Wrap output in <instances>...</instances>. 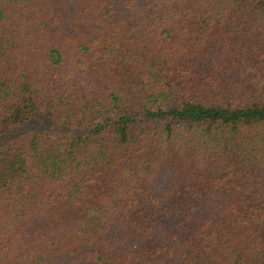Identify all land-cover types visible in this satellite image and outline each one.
Returning a JSON list of instances; mask_svg holds the SVG:
<instances>
[{
	"label": "trees",
	"instance_id": "obj_1",
	"mask_svg": "<svg viewBox=\"0 0 264 264\" xmlns=\"http://www.w3.org/2000/svg\"><path fill=\"white\" fill-rule=\"evenodd\" d=\"M0 264H264V0H0Z\"/></svg>",
	"mask_w": 264,
	"mask_h": 264
},
{
	"label": "rangeland",
	"instance_id": "obj_2",
	"mask_svg": "<svg viewBox=\"0 0 264 264\" xmlns=\"http://www.w3.org/2000/svg\"><path fill=\"white\" fill-rule=\"evenodd\" d=\"M40 125L45 126L43 123H41Z\"/></svg>",
	"mask_w": 264,
	"mask_h": 264
}]
</instances>
